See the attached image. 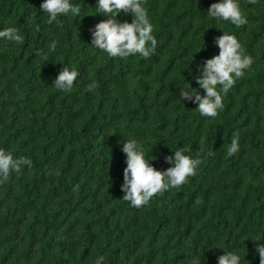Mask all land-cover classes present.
Returning <instances> with one entry per match:
<instances>
[{
	"label": "trees",
	"instance_id": "obj_1",
	"mask_svg": "<svg viewBox=\"0 0 264 264\" xmlns=\"http://www.w3.org/2000/svg\"><path fill=\"white\" fill-rule=\"evenodd\" d=\"M216 2L144 0L157 47L147 59H124L91 45L90 28L107 18L96 14L97 0H71L80 14L51 24L43 0H0V30L23 37L0 38V149L32 161L0 183V264H96L99 256L101 264H218L225 250L260 264L264 0H238L247 19L239 28L208 15ZM223 32L253 64L213 119L180 91L191 84L204 94L194 77L219 53L214 38ZM63 67L79 72L71 93L53 85ZM234 133L240 150L226 157ZM131 138L158 170L178 148L202 163L181 188L134 208L121 189L122 144Z\"/></svg>",
	"mask_w": 264,
	"mask_h": 264
},
{
	"label": "clouds",
	"instance_id": "obj_2",
	"mask_svg": "<svg viewBox=\"0 0 264 264\" xmlns=\"http://www.w3.org/2000/svg\"><path fill=\"white\" fill-rule=\"evenodd\" d=\"M255 4L256 0H249ZM43 13L48 14V23L57 20L58 16L69 13L78 16L81 12L79 5H73L71 0H43L40 4ZM210 17L216 21H229L237 28L247 24L242 14L238 0H219L207 9ZM96 14L107 17L90 28L91 45L106 52L112 58H128L139 54L147 59L157 47V40L153 35V26L148 19L144 7V0H97ZM131 14L132 21H121L118 17ZM95 15V14H94ZM0 38L17 43H23V37L17 34L14 27L0 30ZM219 53L206 59L198 65L199 75L195 76L197 84L204 90L201 95L199 89L191 86L180 91V97L198 103L196 108L201 116L215 119L224 107L222 96L226 95L244 75V71L253 64V58L244 54L242 45L235 35L223 32L214 38ZM55 49V42L52 44ZM79 72L73 67H63L54 79L53 85L57 90L71 93ZM97 87L93 82L87 86L88 91ZM240 150L238 133H234L230 145L226 149V157H231ZM122 151L126 155V167L123 170L121 189L125 193L123 200L130 202L134 208L147 205L153 197L163 195L169 189H179L188 183V178L195 176L198 166L202 163L199 155L192 158L186 155V149L178 148L174 155L165 156V161L172 166L165 170H158L151 160L145 158L141 144L134 138L122 144ZM213 153L209 152L208 155ZM32 167L29 158H14L11 152L0 149V183L9 180L10 174L21 173L23 166ZM110 179V177H108ZM198 199L196 203H200ZM255 252L259 254L260 264H264V244L257 243ZM104 259L99 256L96 264ZM218 264H241V257L232 251H226L218 256Z\"/></svg>",
	"mask_w": 264,
	"mask_h": 264
}]
</instances>
